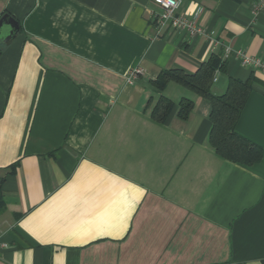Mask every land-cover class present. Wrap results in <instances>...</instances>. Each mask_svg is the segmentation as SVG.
<instances>
[{
  "label": "crops",
  "instance_id": "0c3cea01",
  "mask_svg": "<svg viewBox=\"0 0 264 264\" xmlns=\"http://www.w3.org/2000/svg\"><path fill=\"white\" fill-rule=\"evenodd\" d=\"M177 11L204 32L161 26L152 0H0L18 23L0 41V264H264V76L224 54L264 58V0ZM212 57L213 94L251 78L235 131L262 148L252 165L209 146L208 99L153 84Z\"/></svg>",
  "mask_w": 264,
  "mask_h": 264
},
{
  "label": "trees",
  "instance_id": "16d2710c",
  "mask_svg": "<svg viewBox=\"0 0 264 264\" xmlns=\"http://www.w3.org/2000/svg\"><path fill=\"white\" fill-rule=\"evenodd\" d=\"M223 66L218 58L212 57L192 74L176 68L163 70L153 84L157 89H162L169 81H175L208 99L211 103L209 146L229 161L252 165L262 158V148L235 131L242 107L251 91V78L244 81L229 78L225 91L215 95L210 90L212 77L215 69ZM172 106L173 102L168 97L160 95L151 107L150 115L154 120L164 122ZM178 107V116L185 119L193 108V101L189 97H182Z\"/></svg>",
  "mask_w": 264,
  "mask_h": 264
},
{
  "label": "built area",
  "instance_id": "2783aa9c",
  "mask_svg": "<svg viewBox=\"0 0 264 264\" xmlns=\"http://www.w3.org/2000/svg\"><path fill=\"white\" fill-rule=\"evenodd\" d=\"M160 8L157 20L161 26H169L175 30L183 31L190 36L202 34L203 29L196 24V15L188 17L177 11L182 0H152ZM262 3L254 5V11L261 7ZM225 56L232 55L240 61L243 66L254 70H259L264 76V58L246 54L242 49H232L230 46L224 47ZM142 70L140 67L131 68L126 75V81L131 83ZM0 246H5L0 243Z\"/></svg>",
  "mask_w": 264,
  "mask_h": 264
},
{
  "label": "water",
  "instance_id": "95a60500",
  "mask_svg": "<svg viewBox=\"0 0 264 264\" xmlns=\"http://www.w3.org/2000/svg\"><path fill=\"white\" fill-rule=\"evenodd\" d=\"M18 31V23L9 14L0 17V41L5 42L13 38Z\"/></svg>",
  "mask_w": 264,
  "mask_h": 264
}]
</instances>
